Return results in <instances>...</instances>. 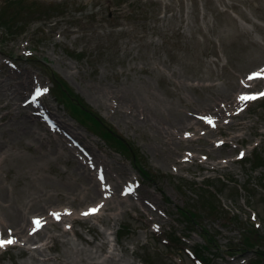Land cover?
<instances>
[{"label": "rangeland", "instance_id": "rangeland-1", "mask_svg": "<svg viewBox=\"0 0 264 264\" xmlns=\"http://www.w3.org/2000/svg\"><path fill=\"white\" fill-rule=\"evenodd\" d=\"M261 70L264 0H0V81L21 75L26 82L12 104L23 114L35 112L32 127L43 133L51 128L81 148L50 124L58 116L98 156L106 184L124 181L117 199L127 203L102 211L100 222L58 228L75 232L78 239H66L84 250L105 238L102 258L114 250L118 264H259L264 258V98L238 99L264 92V79L248 80ZM51 74L135 149L132 162L81 125L66 97L57 101L50 94ZM242 84L246 88L226 101L231 87ZM37 87L47 92L24 108ZM4 104L0 100L1 219L38 190L31 169L49 149L6 129L20 118L11 119L14 110ZM186 117L193 128L179 122ZM74 161L62 156L44 165L43 186L70 193L77 186L65 177ZM138 169L148 178L140 180ZM34 203L30 212H44ZM94 206L88 201L82 209ZM184 212L192 214V223L184 221ZM52 217L44 216L59 222ZM8 236L15 243L0 249V264H34L14 232L3 228L0 237ZM61 241L48 242L61 252ZM41 243L37 236L25 247Z\"/></svg>", "mask_w": 264, "mask_h": 264}, {"label": "bare ground", "instance_id": "bare-ground-1", "mask_svg": "<svg viewBox=\"0 0 264 264\" xmlns=\"http://www.w3.org/2000/svg\"><path fill=\"white\" fill-rule=\"evenodd\" d=\"M253 73H258V71H254L252 74ZM14 80H17V82H14ZM25 85L26 82H24L21 75H17L15 77L11 76L0 81V100L5 102L4 107L10 106L13 108L15 114L13 113L11 115V119L20 118L19 123H15L14 127L7 126L9 128L6 129L9 132L15 134L17 137H23L26 135L31 141L36 140L41 144H47L49 149L40 153V156L37 157L39 162L36 161L34 167L31 169V171L34 172L33 174L36 176V179L32 181L35 182L38 190L35 191L31 198H26V200H23L18 205H16L17 209H15L13 212L12 210L8 213L3 212L4 216H1L2 219L0 218V234L2 229L6 227H8L10 232L13 231L15 237L17 238V245L20 249H23L21 251L27 253V260L32 261L34 264H118V260L114 257V250L110 252L109 255H105V257L102 258L101 252L105 249V245L107 244L105 238H102L98 244L93 245L92 250H84L78 247V245L73 243L70 239H66L67 235H71L72 238L78 239V235L75 232L67 230L60 231L58 227H60V225H68L70 228H72L77 223H88L92 219L100 222L102 219V211L112 212L116 207V203L119 204L118 206H120V204L123 205L124 203H127L126 200L122 201L117 199V190L124 182L123 179L118 178V180L115 178V183L106 184L107 179L102 175L104 178L102 182L98 178L102 174L100 167L101 161L98 159V156L95 155L90 146L86 147L82 145L80 136L77 133H72L69 131V128L65 122L60 120L58 116L55 115V121L57 124L52 123V120H50V124H53V128H57L62 134L70 133L71 135L69 136L71 139H74L78 145L80 144L81 148L75 149L70 146L71 144H69L68 141L66 143L61 138H57L55 136V131L51 128L45 129L43 133L42 130L39 131L37 128L32 127L30 124L32 119L36 117L35 112L31 114H23L20 109V111L17 110L15 104H12V101L15 99L13 97H16V95L19 94L20 89ZM243 88H246L244 84L240 85L238 88L233 85L230 89V92L226 95L229 96L226 101L232 100L230 97L232 92H240V90ZM150 99L154 100L155 96L151 94ZM215 100L216 98L213 99V101ZM149 103L153 104L152 101H149ZM233 104L226 105L232 107ZM214 106V109H217L219 113L223 114V110L219 108L218 104L214 103ZM25 107L28 108V105L24 106V108ZM187 119L188 118L186 117L179 120V122L182 121L185 127L188 126L187 129L190 127L193 128L196 123H191L192 119ZM181 142L184 143L187 141L180 140V143ZM1 143H7L8 146L12 144L9 143V141H1ZM62 156L67 159L73 158L75 160L73 162L74 167L72 172L66 171L67 175L65 178L68 180L70 179L71 184H75L77 187H71L67 181H62L65 185H68L67 187H71L70 193H66L67 190L64 192L57 190L49 191L42 184V178L46 175L43 171V166H50L51 163L60 161ZM7 157V154H2V161L5 162ZM51 172L55 173L52 168L50 169V173ZM38 173L40 174L39 176H37ZM60 176L61 175H59V177ZM53 199H57L55 202L61 206L64 205L62 206L63 208L59 209L60 205L57 206L52 204ZM88 201L95 203L94 208L98 207L99 211L94 215L84 216L82 213L87 212L88 210L82 209V206L86 205ZM34 202L42 207V209H40L41 211L44 208V212L36 214L30 212L32 205L35 204ZM42 203L45 204L42 205ZM48 203H51L52 205ZM65 205H69L68 207L70 208L66 207ZM80 208L81 210H78ZM122 212H124V210L121 211L120 214H122ZM27 213L32 214L27 215ZM49 213L60 214V218L58 219L59 222H51L44 218V216L48 215ZM52 216V218L55 220L56 218L54 215ZM116 216L117 215L114 214V216L111 217L116 219ZM34 219H39L41 223L39 229L41 230L35 231L33 233ZM6 221L8 224H11V226L6 224ZM51 231H59V234L54 236L51 234ZM37 236L42 239L41 246L34 247V249L31 247H25L27 244H35V239ZM93 237L94 236H92V238ZM58 238L62 239L61 246L63 249L61 252L56 251L53 245H49V242H53L54 244L56 241H58ZM6 239H9V236ZM43 239H46V241H43ZM78 241L82 242V240ZM92 241L94 242V239H92ZM19 242L22 244L20 245ZM50 253L55 255H51Z\"/></svg>", "mask_w": 264, "mask_h": 264}, {"label": "trees", "instance_id": "trees-1", "mask_svg": "<svg viewBox=\"0 0 264 264\" xmlns=\"http://www.w3.org/2000/svg\"><path fill=\"white\" fill-rule=\"evenodd\" d=\"M55 74H51V81H54L55 86V92L54 98L58 101L59 96L66 97L68 99L67 107L70 109V111L75 114L80 120L82 124L89 125L90 128L98 133L99 137L101 136V139L104 141H109V144H112L114 147H116L120 153H125L127 155V158L132 162L136 157L137 154L135 153V149L128 145L125 141L119 139V137L108 127L106 124H104L103 121H101L93 112L88 108V106L84 105L75 95H72L71 91L66 88L64 83L58 78ZM140 167L143 168L140 164ZM139 176L148 178L145 173L141 169H138ZM150 176V174H148ZM185 215L180 214L184 221H187L189 223H192L193 216L189 212H184ZM178 241V239H176ZM209 244V241H205V246ZM196 251V250H195ZM199 251V249L197 250ZM200 252V251H199ZM264 258L259 260V264H263Z\"/></svg>", "mask_w": 264, "mask_h": 264}, {"label": "snow or ice", "instance_id": "snow-or-ice-1", "mask_svg": "<svg viewBox=\"0 0 264 264\" xmlns=\"http://www.w3.org/2000/svg\"><path fill=\"white\" fill-rule=\"evenodd\" d=\"M258 78L259 79H264V70H261V72H259V73H253V74L248 76V80H250V81L254 80V79H258ZM46 92H47V89L41 90L39 87H37L34 90V92L32 93L31 99L28 101V103H30V104L37 103L39 98L42 97ZM259 98H264V92H260L258 94H244V95H240L238 97L239 101L244 102V103H247V102H250V101H254V100L259 99ZM202 119H205L206 122L209 125H213V121H212L211 118H202ZM240 155L243 156L244 154L241 153ZM98 178L103 182L104 178H103L102 175H100ZM128 191L130 192L131 188H129ZM98 211H99L98 207L97 208H92V209H89L87 212L82 213V215H84V216L94 215ZM65 214H68V213H65ZM52 215H54V217L57 220L60 218V214H58V213H54ZM40 226H41V223H40L39 219H34L33 220V233L35 231H37ZM33 233H30V234H33ZM14 243H15V241L13 239L0 240V248H4L6 246H10V245H12Z\"/></svg>", "mask_w": 264, "mask_h": 264}]
</instances>
